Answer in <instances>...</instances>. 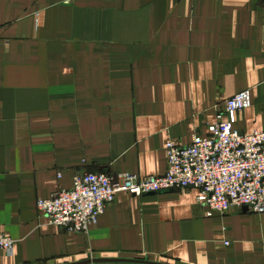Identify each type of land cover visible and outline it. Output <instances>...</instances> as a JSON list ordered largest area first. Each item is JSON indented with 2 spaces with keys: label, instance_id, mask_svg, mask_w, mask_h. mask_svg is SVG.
Instances as JSON below:
<instances>
[{
  "label": "crops",
  "instance_id": "crops-1",
  "mask_svg": "<svg viewBox=\"0 0 264 264\" xmlns=\"http://www.w3.org/2000/svg\"><path fill=\"white\" fill-rule=\"evenodd\" d=\"M243 90L234 128L264 131L262 0H0V264H264V213L193 187L120 192L86 233L36 208L76 172L163 174Z\"/></svg>",
  "mask_w": 264,
  "mask_h": 264
},
{
  "label": "built area",
  "instance_id": "built-area-1",
  "mask_svg": "<svg viewBox=\"0 0 264 264\" xmlns=\"http://www.w3.org/2000/svg\"><path fill=\"white\" fill-rule=\"evenodd\" d=\"M249 106V90L237 92L222 102L206 136L193 134L185 145L168 141L163 174L76 172L71 188L38 198L36 208L52 225L68 233H86L120 192L140 196L193 187L199 190L197 201L207 208V216L240 206L262 214L264 131L242 133L234 128L236 114ZM13 243L0 233V251L12 254Z\"/></svg>",
  "mask_w": 264,
  "mask_h": 264
},
{
  "label": "water",
  "instance_id": "water-1",
  "mask_svg": "<svg viewBox=\"0 0 264 264\" xmlns=\"http://www.w3.org/2000/svg\"><path fill=\"white\" fill-rule=\"evenodd\" d=\"M264 2V0H262ZM245 209H247L245 207ZM93 263H133V264H167L164 262L151 261L146 258H119V257H96L82 261L62 264H93Z\"/></svg>",
  "mask_w": 264,
  "mask_h": 264
}]
</instances>
